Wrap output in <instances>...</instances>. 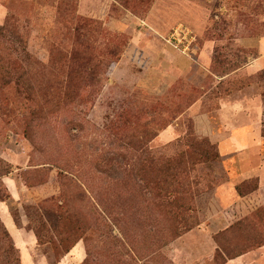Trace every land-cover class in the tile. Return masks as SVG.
<instances>
[{
  "label": "rangeland",
  "instance_id": "obj_1",
  "mask_svg": "<svg viewBox=\"0 0 264 264\" xmlns=\"http://www.w3.org/2000/svg\"><path fill=\"white\" fill-rule=\"evenodd\" d=\"M5 26L2 45L37 74L31 91L0 84V167L11 168L0 172L10 195L0 221L21 264H55L58 234L40 243L36 232L43 208L58 205L87 230L62 264L88 254L93 264H231L264 243L263 207L240 225L236 207L211 219L228 174L190 110L202 100L219 131L220 100L247 95L264 106V0H0ZM143 147L192 155L182 165L189 210L162 207L175 195L158 167L143 166Z\"/></svg>",
  "mask_w": 264,
  "mask_h": 264
},
{
  "label": "crops",
  "instance_id": "obj_2",
  "mask_svg": "<svg viewBox=\"0 0 264 264\" xmlns=\"http://www.w3.org/2000/svg\"><path fill=\"white\" fill-rule=\"evenodd\" d=\"M201 102L202 100L197 101L190 108L192 115L194 113L193 119L199 133L208 136L218 146L223 166L228 174L226 183L214 192L213 204L218 205L219 212L213 213L211 219L220 218V215H223L222 212L234 207L241 218L258 207L264 208V106L262 102L259 98L247 95L241 99L220 100L219 131H215L210 116L199 111ZM253 179L259 182L258 190L245 197L241 196L237 187ZM72 253L67 257H72ZM256 253L264 258V246L229 263L242 264ZM61 262L59 264H62Z\"/></svg>",
  "mask_w": 264,
  "mask_h": 264
},
{
  "label": "trees",
  "instance_id": "obj_3",
  "mask_svg": "<svg viewBox=\"0 0 264 264\" xmlns=\"http://www.w3.org/2000/svg\"><path fill=\"white\" fill-rule=\"evenodd\" d=\"M0 32V38L4 35V31L7 30V27L1 28ZM22 45H24V41L20 40ZM26 59L29 61V65H34L39 67V63L29 56V54H26ZM21 61L19 58H16L13 56L10 49L2 45L0 41V67H8L10 70L15 71L16 74L12 75L8 72L6 74H3L0 76V84H2L3 87L6 86H15L17 88L23 87L26 88V90L31 91L33 90V86L35 88L34 80L37 74H34V72H22L21 69ZM194 147V144H191L190 147ZM195 148V147H194ZM207 151L212 152L214 148L210 145H207ZM140 160L143 164V166H152V167H158V172L162 174L161 177V184L167 185L168 187L171 186V193L170 195H175L172 199L169 197H165L162 200V207L167 208L169 205H176L177 208L181 210V212L185 211L187 208L190 209L189 206L185 205V197L184 194L189 192V186L190 181H187L186 175L187 170L186 168H183V164L186 161L187 157L189 158L190 154L187 155V153H184L183 151L176 157L173 158H162V157H156L148 152V150L143 147L140 151ZM1 162V161H0ZM2 167V166H1ZM0 167L1 176L10 174V167ZM182 175L184 177L182 178ZM246 188V185L242 184L238 186L237 190L239 191L240 195L245 197L248 195V193H254L258 190L259 185L258 183L253 184L251 189L246 192L244 189ZM168 192V191H167ZM10 197L9 193L3 192V189L0 185V201H5ZM57 205V204H55ZM261 210H264V208H260ZM259 209V210H260ZM43 214L45 216V222L42 225V227L37 229V236L39 239V242L42 243L45 241V239H48L49 242L52 244L53 239L49 238L47 233L52 232L54 235L58 234V240L57 244L58 246L54 247L55 250V257L54 262L55 264H59L61 260L77 245V243L82 239H87V230L84 226L86 223L84 220H81L80 216L77 215V213L73 212L70 209H65L62 206L57 207L56 210L51 209L50 207H44L43 208ZM180 212V213H181ZM249 215L244 216L240 221H238V225H240L242 222H245L248 220ZM46 228L49 229L48 232H46ZM231 228V227H230ZM84 230H86L84 232ZM52 233H49L50 235H53ZM45 237V239H44ZM55 244V243H54ZM264 246V243L261 245H258L256 249ZM254 250V249H253ZM247 253V252H246ZM242 254L234 255L229 257V260H232L234 258H237ZM0 264H21V257L19 250L15 247L9 232L7 231L4 224L0 221ZM82 264H93L92 258L90 254H88V257Z\"/></svg>",
  "mask_w": 264,
  "mask_h": 264
}]
</instances>
